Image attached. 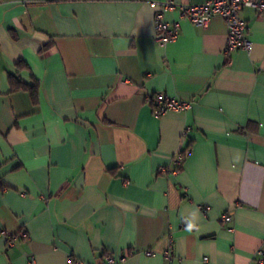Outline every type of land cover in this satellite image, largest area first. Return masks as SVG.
<instances>
[{
    "label": "crops",
    "instance_id": "1",
    "mask_svg": "<svg viewBox=\"0 0 264 264\" xmlns=\"http://www.w3.org/2000/svg\"><path fill=\"white\" fill-rule=\"evenodd\" d=\"M152 1L0 0V264H259L264 15L228 55L224 18L181 15L206 0H173L159 46ZM156 93L192 108L156 117Z\"/></svg>",
    "mask_w": 264,
    "mask_h": 264
},
{
    "label": "built area",
    "instance_id": "2",
    "mask_svg": "<svg viewBox=\"0 0 264 264\" xmlns=\"http://www.w3.org/2000/svg\"><path fill=\"white\" fill-rule=\"evenodd\" d=\"M151 5L155 7V40L159 46H164L175 41L180 33V24L171 23L165 19V12L175 7L173 0L152 1ZM246 7L253 8L258 16L264 15V0H206L202 4H184L179 5L182 17L187 18L195 25L207 28L212 17L219 15L224 18L228 26V36L226 40L225 52L231 55L237 50H246L251 52L253 43L249 39L248 21L243 16V10ZM191 100H181L168 98L162 93H156L153 98V113L156 117H161L170 111H185L192 108ZM189 150L178 152L172 161L171 166L163 168L162 173H176L184 165ZM207 208H204L206 211ZM229 222L232 217L226 214L222 217ZM24 234V232H22ZM15 238H11L8 244L11 246ZM261 257L259 264H264V252L258 250ZM152 252H148L150 254ZM166 257L171 259V252H166ZM128 258V254L117 256L113 252H106L101 264H123ZM207 261L208 258H204ZM69 264H81L82 261L70 255Z\"/></svg>",
    "mask_w": 264,
    "mask_h": 264
},
{
    "label": "trees",
    "instance_id": "3",
    "mask_svg": "<svg viewBox=\"0 0 264 264\" xmlns=\"http://www.w3.org/2000/svg\"><path fill=\"white\" fill-rule=\"evenodd\" d=\"M18 66L20 68H24V67H26L28 65L25 62L21 61L18 64ZM10 78H11L12 84L14 85V88L28 90L31 93V95L34 98V100L35 101L37 100L38 93H39V84H38L37 80H35L34 84H27V83L23 82L20 78H18L17 74H13V73L10 74ZM153 98H154V96L151 97L152 103H153ZM187 150L190 151V146H189V148ZM182 167L180 168V170L182 169ZM0 186H2L1 182H0Z\"/></svg>",
    "mask_w": 264,
    "mask_h": 264
}]
</instances>
